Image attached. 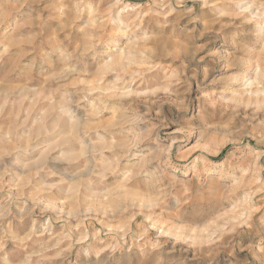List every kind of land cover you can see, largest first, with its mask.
<instances>
[{"label": "rangeland", "instance_id": "obj_1", "mask_svg": "<svg viewBox=\"0 0 264 264\" xmlns=\"http://www.w3.org/2000/svg\"><path fill=\"white\" fill-rule=\"evenodd\" d=\"M239 1L0 0V264H264Z\"/></svg>", "mask_w": 264, "mask_h": 264}, {"label": "bare ground", "instance_id": "obj_2", "mask_svg": "<svg viewBox=\"0 0 264 264\" xmlns=\"http://www.w3.org/2000/svg\"><path fill=\"white\" fill-rule=\"evenodd\" d=\"M237 4H240L241 3V1H239V0H237V2H236ZM251 8V6H247V7H245L244 8V10L245 11H250L249 9ZM122 9V8H121ZM122 12V10H120L117 14H116V16H115V20H118V21H120V20H124V18L121 16V13ZM260 12H255V14H254V16L255 17H259L260 16ZM118 23V22H117ZM120 24V23H119ZM259 33L261 32V31H258ZM253 70H254V72H252V73H250V72H247V74H245L243 77H242V84H243V86H244V88H249V89H247V91L251 94V93H256V92H258V90L259 89H252V85H254L255 84V79H256V77H257V75H260L261 74V72H260V69H259V67H254V68H252ZM250 78H252V79H250Z\"/></svg>", "mask_w": 264, "mask_h": 264}]
</instances>
